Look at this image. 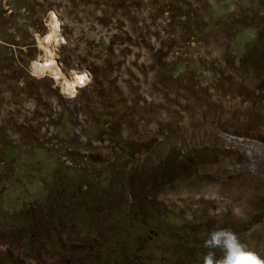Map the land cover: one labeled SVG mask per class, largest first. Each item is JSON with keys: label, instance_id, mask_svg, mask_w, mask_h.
I'll list each match as a JSON object with an SVG mask.
<instances>
[{"label": "rangeland", "instance_id": "374dc122", "mask_svg": "<svg viewBox=\"0 0 264 264\" xmlns=\"http://www.w3.org/2000/svg\"><path fill=\"white\" fill-rule=\"evenodd\" d=\"M220 228L264 256V0H0V264H203Z\"/></svg>", "mask_w": 264, "mask_h": 264}, {"label": "clouds", "instance_id": "9594fccd", "mask_svg": "<svg viewBox=\"0 0 264 264\" xmlns=\"http://www.w3.org/2000/svg\"><path fill=\"white\" fill-rule=\"evenodd\" d=\"M209 249L203 264H264V256L251 251L240 237L228 228L211 231L203 245ZM216 250L222 255L217 258Z\"/></svg>", "mask_w": 264, "mask_h": 264}, {"label": "bare ground", "instance_id": "6f19581e", "mask_svg": "<svg viewBox=\"0 0 264 264\" xmlns=\"http://www.w3.org/2000/svg\"><path fill=\"white\" fill-rule=\"evenodd\" d=\"M54 31V30H53ZM55 31H57V30H55ZM52 34H54L53 32H52ZM51 34V35H52ZM51 35H49V36H51ZM55 62V60H52V62H50L51 64H53ZM54 69H56V68H54ZM79 79V78H78Z\"/></svg>", "mask_w": 264, "mask_h": 264}]
</instances>
